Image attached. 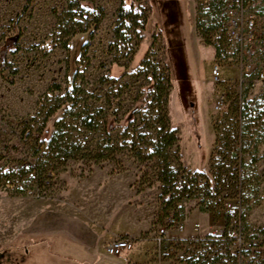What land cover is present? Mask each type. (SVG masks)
I'll return each mask as SVG.
<instances>
[{
  "label": "rangeland",
  "instance_id": "obj_1",
  "mask_svg": "<svg viewBox=\"0 0 264 264\" xmlns=\"http://www.w3.org/2000/svg\"><path fill=\"white\" fill-rule=\"evenodd\" d=\"M26 3L0 0V165L8 168L30 153L32 144L24 136L26 128L50 133L62 118L76 128L71 134L81 141L84 154L90 156L54 163L52 185L45 198L26 195L27 184L23 181L17 189L0 191V264H19L17 251L27 252L24 264H69L67 255L72 252L63 245L53 253L50 245H43L41 258H33L34 242L19 233L23 222L15 199L66 200L75 183L89 180L99 170L129 180L134 200L144 207H156L155 222L162 189L157 174L162 163L157 158L137 161L127 152V139L120 133L127 124L137 145L152 150L161 130L155 119L160 109L158 101H165L161 107L166 111L167 127L176 137L167 152L172 167L193 173L210 172L212 166L218 169L224 165L231 172L239 169L242 173L244 203L232 192L226 193L223 200V209L230 203V214L240 218L242 235L230 245L220 242L214 246L213 241H205L217 226L223 229L224 212L219 208L217 220L204 213L211 215L212 221L196 213H203L199 211L203 199L199 191L177 204L184 214L180 220L182 232L171 231L163 239L157 233L160 224H152L151 233L159 240L152 246L138 244L130 255L151 254L145 264H191L219 247L223 248L221 254L225 249L235 252L242 248L250 264H264V82L248 87L241 81L235 50L219 26L221 16L202 13L198 0H34L28 7ZM131 4L144 11L148 19L145 27L142 19L138 28L121 19L120 10ZM86 13L89 20L83 17ZM93 18L101 21L92 38L79 33L87 30ZM214 23L218 29L206 30ZM257 38L253 61L264 69V16L258 19ZM89 40L90 45L82 50ZM8 65L17 74L6 71ZM214 65L220 67L219 80L213 78ZM72 81L76 102L74 106L68 102L67 109L72 115L66 117L65 110L60 109L47 116L66 101ZM54 84L60 90L49 92ZM145 98L148 107L141 105L140 100ZM237 107L244 109L246 127L243 169L231 159L239 147ZM99 109L105 117L116 115L109 136L115 149L124 147L114 160L102 163L92 158L108 141L101 119L96 131L75 127L81 115ZM43 137L48 136L45 133ZM30 157L36 162V156ZM199 184L195 189L203 187L204 181L199 180ZM174 211L168 215L173 216ZM173 240L181 242L171 244ZM9 253L16 257L15 262ZM128 262L133 264L132 259ZM221 262L227 263L228 259L222 258Z\"/></svg>",
  "mask_w": 264,
  "mask_h": 264
},
{
  "label": "trees",
  "instance_id": "obj_2",
  "mask_svg": "<svg viewBox=\"0 0 264 264\" xmlns=\"http://www.w3.org/2000/svg\"><path fill=\"white\" fill-rule=\"evenodd\" d=\"M34 0H27L26 7L30 5V3ZM76 1V0H75ZM222 7L218 4L213 5L212 11L207 13V15L215 14V16H221ZM151 13V8H150ZM120 17L123 20H127L129 22L133 23V26L135 28H138L140 24V20H143V27H145L148 19L144 14V11L142 9H139L138 7L134 8L133 4L129 5L128 7H125L124 10H120ZM89 13L83 14V17L85 19L89 20ZM222 18V17H221ZM221 20V19H220ZM101 21V18H93L89 22V26L87 30L79 32L81 34H88L89 38H92L93 34L98 28V25ZM215 21V20H214ZM217 21V20H216ZM203 27V26H200ZM218 26L214 23V26L212 25L206 28V30H215L218 29ZM207 32V31H206ZM204 32V34L206 33ZM78 34V33H77ZM77 34H74L75 36ZM159 35L161 33L159 32ZM118 37V36H116ZM155 37V36H153ZM225 37V36H224ZM90 45V40L86 41L82 45V50H85ZM17 49V48H16ZM16 51V50H15ZM164 52H165V46H164ZM217 52H219V47H217ZM166 69L169 71L168 64L165 65ZM6 71H8L10 74H17V70L13 69L10 65L5 67ZM77 73V72H76ZM75 73V74H76ZM252 77V76H251ZM169 81L171 82V76L169 71ZM154 84V82H152ZM248 87H252L253 83L248 82L246 83ZM60 86L58 84H54L50 89L49 92L52 91H59ZM76 91V86L74 82L72 81V84L70 88H67L66 90V101L63 102L61 105L57 106L56 109L51 110L49 113H47V116L51 115L52 113H56L57 110H65L66 117L69 114V116L72 115L71 111H68V102L74 106L75 99L73 98L74 93ZM141 105L143 107H148L149 104L145 99L140 100ZM165 102V101H164ZM164 102L158 101V117L155 119L158 121V123L161 125V130L158 133L159 136H157V141L155 144H152V150H148L147 147L141 148V146L137 145L134 135H131L130 132H128V125L122 126V132L120 133V137H123L126 140V144L124 147H126L127 152L134 157L137 161L143 163L152 161L153 159L157 158L162 164L160 172L157 174V181L162 186L161 194L158 197V204H159V212L156 216V220L153 223V226L160 224L159 226H162L164 224L162 223L163 217H169L168 213L171 210L174 211L173 217L176 221L180 222V220L184 219V214L182 208H177V204L180 203L183 200L192 198L194 194L200 191L201 195L203 196L202 204L199 206V211L203 213H210L215 220H217L220 216L219 208H222L223 219H224V227L220 230L217 234H213V236H208L205 241H213L214 246L224 243L225 245H230L232 242H235L236 239L228 238L229 233H236L239 238L242 235V228L240 224V218H236V215L230 214L229 209H223L224 205V198L227 196H224L226 193L232 192L235 194L240 203H244L245 198L243 196V189L242 186L244 185V178L242 176V173L238 171L237 169L234 172H231L228 168H225V166H217L218 169L215 168V166H212V171L205 172L198 170L197 172H189L186 171L184 168H175L172 167L171 162L169 160V157L167 156L168 150L174 146L176 142V137L173 131H170L167 127V117H166V111L165 108H162L161 105H165ZM170 102L173 105V96L170 99ZM88 110V108H87ZM244 109L243 107H237L236 113L238 118V124H237V140L239 141V147L236 149L235 153L231 157V159L234 160L236 163V166H238L240 169L244 168V162L242 155L245 153V150L243 148L242 139L245 135V126L243 125V119H244ZM101 114V118L98 117V120L96 119V116H99ZM101 119V123L103 125V129L105 131V134L108 136V141H106L105 146H101V149L99 152H97L92 158L97 159L98 161L105 162L115 159V155L117 153H120L122 150H124V147L121 148H114V143L109 136V133L114 129L116 124V115H113L111 117H105L103 115L102 109L100 110H93L92 113H84L81 115V118L77 120L75 123V127H79L82 129H85L87 131H96L99 126V120ZM28 122H26L27 124ZM73 124L67 123L66 118H62L61 120H58L54 124V128L52 126V130L54 129V133L51 132L48 133L46 129L44 131H34L38 133H42L43 135L46 133L48 137L45 138L44 142L41 144H37L34 142H31L32 146H30L31 154L32 156H36V165L37 170L40 174V176H47L48 174L53 177V169L54 163L66 161L68 159H76V158H82V157H88L90 156V153L84 154L83 151L86 149L81 146V141L73 138L71 132L75 131L76 128H72ZM111 125V126H110ZM33 134V131L30 128H26L24 131L25 138L30 139L31 135ZM109 142V144H107ZM44 144H47L46 149H44ZM255 159L253 160V162ZM231 173V174H230ZM199 180L204 181L203 187H198L195 189L196 186H199ZM203 190V192H201ZM172 216V215H170ZM165 218V219H166ZM158 233V231H157ZM165 239L164 237H162ZM166 241V240H165ZM190 241V240H189ZM181 241L179 240H173L171 244H179ZM4 251V250H2ZM223 251V248H218L214 251L207 252L208 256L202 255L199 256L197 260H194L191 262V264H250V260L246 257V253L242 248L236 249L235 252L225 249L224 253L221 254ZM18 252V263L24 264L27 261V252L24 251V253ZM225 254V255H224ZM13 256V254L9 253V257ZM13 261L15 262L16 257L13 256ZM222 258H227L228 262H221ZM200 259H203V261L200 262ZM138 264V263H133Z\"/></svg>",
  "mask_w": 264,
  "mask_h": 264
},
{
  "label": "crops",
  "instance_id": "obj_3",
  "mask_svg": "<svg viewBox=\"0 0 264 264\" xmlns=\"http://www.w3.org/2000/svg\"><path fill=\"white\" fill-rule=\"evenodd\" d=\"M96 173L89 180L75 183L66 200L15 199L23 222L19 233L34 242L33 258H41L43 245H50L51 253L63 245L72 252L67 255L69 264H128L129 259L133 263H147L151 254L133 256L129 253L114 258L106 255L105 247L120 237L134 238L140 246H152L159 240L151 233L156 207L145 208L134 200L131 182L126 178L109 176L101 170ZM27 203L33 205L32 209L26 207ZM196 213L212 221L211 215ZM217 227L214 232L222 229V226Z\"/></svg>",
  "mask_w": 264,
  "mask_h": 264
},
{
  "label": "built area",
  "instance_id": "obj_4",
  "mask_svg": "<svg viewBox=\"0 0 264 264\" xmlns=\"http://www.w3.org/2000/svg\"><path fill=\"white\" fill-rule=\"evenodd\" d=\"M199 10L207 14L212 11L213 5L222 7L219 26L226 33L228 44L235 50V63L241 70L242 82L255 83L264 82V69L257 67L254 57L257 48V23L261 16H264V0H198ZM219 23V22H218ZM218 26V24H217ZM213 78L219 80L220 67L214 65ZM252 76V77H251ZM42 133L33 132L30 142L41 144L45 138ZM31 149L18 161H15L8 168L0 165V191L7 188H18L21 181L25 182V194L34 198H45L52 185V177L40 176L36 163L31 160ZM230 203L225 204V209H230ZM184 226L181 222L169 216L164 224L159 226L158 235L166 238L171 231L182 232ZM216 230L213 234H217ZM236 233H229V239H238ZM138 240L131 237H120L111 240L105 247V253L109 257L121 258L132 253L138 248Z\"/></svg>",
  "mask_w": 264,
  "mask_h": 264
}]
</instances>
